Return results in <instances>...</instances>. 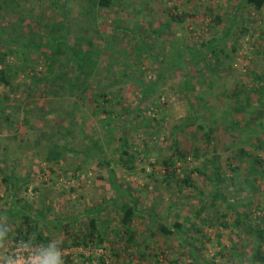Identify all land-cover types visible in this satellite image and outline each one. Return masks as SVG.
I'll list each match as a JSON object with an SVG mask.
<instances>
[{"label":"rangeland","instance_id":"obj_1","mask_svg":"<svg viewBox=\"0 0 264 264\" xmlns=\"http://www.w3.org/2000/svg\"><path fill=\"white\" fill-rule=\"evenodd\" d=\"M64 1L62 15L49 0H17L20 14L0 19L6 41L29 38L31 17L36 40L62 47L28 51V71L10 54L5 61L17 74L10 88L0 84V224L14 221L6 214L14 201L32 216L45 205L48 232L60 243L39 256L5 241L0 264L10 257H31L15 264H264V246L257 254L248 232L264 231V94L252 91L264 87L252 77L264 74V8L238 0H116L109 9ZM230 23L214 45L222 47L219 64L205 44ZM51 24L63 25L61 35ZM48 51L52 68L67 75L36 83L47 74ZM76 51L89 60L72 86ZM119 135L131 162L119 152ZM173 140L183 157L171 159ZM53 147L57 160L48 155ZM172 167L177 178L169 181ZM3 177L27 185L13 196ZM118 190L138 201L135 245L118 228ZM90 217L108 241L61 248L71 241L61 224L82 235ZM152 219L179 225L177 232L163 235Z\"/></svg>","mask_w":264,"mask_h":264},{"label":"trees","instance_id":"obj_2","mask_svg":"<svg viewBox=\"0 0 264 264\" xmlns=\"http://www.w3.org/2000/svg\"><path fill=\"white\" fill-rule=\"evenodd\" d=\"M88 2L92 3L91 7L93 6L94 8H100V9H109L112 5H114L116 0H96L94 2L91 0H87ZM238 5L241 8H250L256 11H259L261 9L264 8V0H238ZM49 3L51 4V6L57 7L60 9L61 13H63L62 15H64L65 6H67V2L64 0H49ZM17 0H0V19L1 18H5L6 14L9 13H13V14H20L19 12H17ZM92 9V8H90ZM93 10V9H92ZM236 15H233L231 20H235ZM19 22H22V19H19ZM24 21V20H23ZM233 23V22H232ZM232 23H230L228 25V29L227 32L223 34V36H221L217 41L212 40L211 42H208L205 44V53H209L211 54V56H213V58L216 60L217 63H221L219 61V56L222 54V47L219 48V51H215L214 49V45L217 43L218 45L221 44V42H224V39H222L224 36H228L230 34V29L233 27ZM37 21L33 20L31 17L29 18L28 22L25 23V26H28L30 29V33L31 36L29 38H23V36L18 35V38H21L19 40V42H11V41H6L5 38V34L4 30L0 29V84H2L5 87H9L10 88V83L11 80L15 77V75L17 74V70L14 68L13 65L8 64L7 61H5L6 57L9 56L10 54H14L17 53V60H19L22 64V66L20 67V69L22 71H28L27 68H31L27 65L26 62V53L28 51L31 52H35L37 53L41 47H44L46 49L50 50V53H54L55 51H60V49H62L61 47V43L59 42L58 45L55 46V49H52L53 46H49L48 42H44L43 43L40 41L39 37L36 40V31H34L33 28H36L37 25ZM50 29L51 31H53L56 34L61 35V31L64 29L63 25H59L56 26L55 24H51L50 25ZM244 29V28H243ZM77 39L82 40L85 43H88V39L84 38V37H78ZM7 43L8 44V48L4 47L3 43ZM52 42V40L50 41V43ZM43 45V46H42ZM71 46V45H69ZM2 47L5 48L4 51L2 50ZM50 47V48H49ZM29 53V52H28ZM48 52L44 53L45 59L49 62L47 65V74H44L43 77L41 78H37L35 79L34 82L39 83L40 81H44V82H48L50 84L53 83V81H58V80H63L66 77V73L62 72V74H60V72H58L57 70H54L53 67V60L50 58H48ZM72 54V55H71ZM69 56L70 60H73L74 62V66L75 69L73 70V72L75 73L74 77H71L72 79V86L77 84V80L79 78L80 75H82L84 72L87 71V62L89 60V57H86L82 54V52L80 51H76V53H71ZM68 67V66H67ZM66 67V68H67ZM252 77L255 81V83H262L264 84V74H256L254 72H252ZM47 83V84H48ZM252 91H257L258 95L257 98L261 99V95L264 94V87H262V89H257L255 90L254 88L252 89ZM234 95H236V97H238L240 95V91L239 92H235L233 93ZM3 100H5V97H3ZM248 101V98H247ZM2 106V104H0V107ZM2 108V107H1ZM104 113H106V110H103ZM118 143H119V152L123 153L126 155L127 157V161L131 162L130 159H132V154H128L127 152V148L128 145L126 143H124L123 141V136L119 135L118 137ZM59 147H53L50 149V151L48 152V155L52 158H55L54 160H57L58 156H60L59 153ZM172 149L174 150L173 154L171 155L173 159L174 157H183L182 154L176 152V142L173 140L172 142ZM134 154V153H133ZM170 159V161H171ZM168 162L169 165L171 164V162ZM255 162H253L254 164ZM165 167L168 168V164L165 163ZM219 168L216 167L215 168V178L217 179L218 182L221 181L220 175L218 173ZM167 179L169 181L173 180L172 178H177V174H176V170L174 167H172V169L170 171L167 172ZM4 179V180H3ZM2 181L6 183V186L10 187V189L12 190V194L13 196L16 195V189L20 186H26V182L23 180L22 183H20L18 186L16 185L15 182H6V178L3 177ZM181 182H183L184 185L187 186H192L190 180L188 179V177H183L181 179ZM118 194L121 195L120 200L117 202V209L120 212V217H119V221H118V228L120 227L123 232L125 233L124 235L126 236V238L124 239L123 237H120V239H124L126 240L127 243L131 244V245H135L136 244V231L131 229V225H132V221L134 216L138 213V201L136 198H133L129 193H121L119 190L117 191ZM14 203V208H11L6 211V214L8 215V217L13 218V220L8 221L6 224L2 223L0 224V244H2L5 241H11L13 242V246L10 247V249H14L16 246L20 245L21 247H26L28 248L34 255H39V256H43L44 252L46 249L49 248H54L52 243L56 240L57 244L56 247L59 245L60 241L55 239V237L53 235H51L48 231V226L50 225V223H47L46 220V214L48 211V207L45 205L41 206V209L38 210L37 212L34 211L35 215H31L30 213H27L24 211V209L22 207H17L16 208V201L13 202ZM99 209L101 210L102 207L99 206L98 208H96V211H99ZM202 210V209H201ZM201 210H199V213L201 212ZM33 212V211H32ZM21 219V220H20ZM20 222L15 226L12 227L14 225L15 221H19ZM11 222V223H9ZM54 223V228L57 227L56 222L57 221H53ZM152 222L155 224V228L162 233L163 235H171L175 232H177L175 229L179 226V225H171L172 227H169L168 224L165 223V221L163 223L156 221L155 219H152ZM240 223V222H238ZM237 223V224H238ZM65 225V226H64ZM61 224V229H62V234L66 237L71 238L70 243H66L63 242L61 244V248L63 247H69V248H81V249H86L89 245L94 244V243H104L107 242L108 240L106 239L105 235L101 232V229H99L100 226H98L96 218L95 217H90L88 219V223L87 226L85 228V233L80 235V233H72L69 228L72 226L71 223L69 222V224ZM174 228V229H171ZM175 230V231H174ZM252 232L257 240V249H256V253L259 254L261 253V247L264 246V231H259L256 229H248V232ZM199 232V230L197 231V233ZM118 233V232H116ZM12 236H9L11 235ZM99 245V244H97ZM1 246V245H0ZM61 251H63V249H61ZM60 251V252H61ZM221 255H223V253H221ZM63 259L68 262L70 261V258L67 256L63 257ZM262 262H264V254H262V256L259 258Z\"/></svg>","mask_w":264,"mask_h":264},{"label":"built area","instance_id":"obj_3","mask_svg":"<svg viewBox=\"0 0 264 264\" xmlns=\"http://www.w3.org/2000/svg\"><path fill=\"white\" fill-rule=\"evenodd\" d=\"M98 250L103 252V249H101V248L98 249ZM30 259H31V257H27V258L25 257V258H22L21 260H17V259L14 260L12 257H10V258L6 259L2 264H15L16 262H18V263L20 262L21 263L22 261L24 263V262L31 261Z\"/></svg>","mask_w":264,"mask_h":264}]
</instances>
